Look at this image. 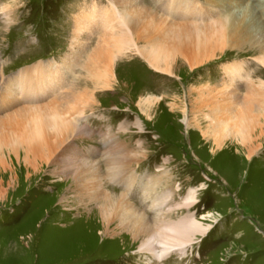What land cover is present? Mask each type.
I'll return each instance as SVG.
<instances>
[{"label": "bare ground", "instance_id": "bare-ground-1", "mask_svg": "<svg viewBox=\"0 0 264 264\" xmlns=\"http://www.w3.org/2000/svg\"><path fill=\"white\" fill-rule=\"evenodd\" d=\"M80 1L65 9L58 28L59 43L67 44L62 54L24 64L8 76L0 55V199L36 185L57 187L45 208L51 218L58 216L53 229L76 230L60 246L65 254L93 251L99 237L101 247L114 239L120 241L119 254L145 256L137 264L184 257L211 224L190 213L165 219L161 210L166 204L172 211L191 208L203 185L189 188L173 204L176 183H168L170 175L159 172L161 166L156 174H137L146 156L141 139L131 147L128 123L115 124L111 117L120 115L123 103L125 116L178 115L186 127L210 138L211 154L235 147L249 159L262 149L264 81L252 80L246 61H232L227 53H252L264 68V0ZM26 4H2L1 28L14 25ZM224 59L218 87L195 79L200 68ZM148 73L163 79L166 88L153 90ZM104 95L113 96L114 107L101 104ZM140 116L130 124L138 134L144 129ZM200 120L207 121L204 127ZM92 208L98 220L82 214ZM201 218L216 220L210 213ZM121 232L127 234L117 238Z\"/></svg>", "mask_w": 264, "mask_h": 264}, {"label": "rangeland", "instance_id": "rangeland-1", "mask_svg": "<svg viewBox=\"0 0 264 264\" xmlns=\"http://www.w3.org/2000/svg\"><path fill=\"white\" fill-rule=\"evenodd\" d=\"M9 1L12 0H0V6ZM24 2L27 4L16 13L14 25L7 29H2L0 25V55L7 76L18 71L24 64L31 65L38 60H47L62 54L67 44L65 40L59 43L58 28L65 20V9L81 1L22 0ZM143 2L147 5L149 0ZM102 6H107V3L103 2ZM228 55L232 61H246L245 65L251 71L248 72L252 80L264 81V68L254 62V54L237 56L227 53V57ZM224 61L226 59L203 66L194 76L195 79L213 83L218 87L223 79L219 67ZM154 75H146L148 84L153 90L162 91L166 88L165 81L157 80ZM195 79L190 83H194ZM144 80L146 81L145 78ZM243 85L239 83L238 87L242 90ZM178 91L181 96L183 91ZM112 99V95L100 97L101 104L108 109L114 107ZM125 106L124 103L120 104V115L112 116L111 121L118 124L126 120L131 147L135 146V140L141 139L146 156L137 166V174L153 175L161 166L159 172L166 171L170 175L168 183H176L178 186L172 198L173 204L180 203L189 188L203 185L197 191L196 202L191 208L172 211L165 203L167 206L164 205L161 216L176 220L190 213L196 220L211 224L209 231L193 244L186 256L172 254L155 264H264V137L260 139L262 149L253 153L249 159L242 152H236L235 147L231 153V150H225L217 155L211 154L213 143L210 138L205 140L198 129L186 127L180 116L168 114L167 117L154 120L141 117L137 111L125 116ZM166 108L164 106L162 109L167 113ZM113 109L118 111L117 108ZM135 116H140L144 124V129L139 134L130 125ZM206 123L207 121L200 120L201 127ZM90 124L96 125V122ZM227 146L231 144L228 142ZM196 156L199 157L198 160ZM46 181L49 183L50 180ZM39 186L28 187L19 196L7 195L0 199V264H137L144 260L145 256L138 258L133 252L119 254L120 241H113L114 239L101 247L99 237L93 241V251L65 254L60 246L70 242L75 237L76 230L52 228L58 216L51 218L46 210L48 206H45L57 192V187L49 184ZM108 187L117 188L118 185L109 183ZM162 188L163 184L156 191ZM139 195L134 194L135 203H138ZM61 210L64 211V208ZM95 211L92 208L82 211V214L88 216L89 221L91 218L98 220V213ZM206 213L213 214L216 220H202L201 216ZM152 216L151 212L147 213L149 219ZM40 225L43 230H39ZM125 234L127 233L121 232L117 238ZM28 235L33 237L32 240L25 238Z\"/></svg>", "mask_w": 264, "mask_h": 264}]
</instances>
